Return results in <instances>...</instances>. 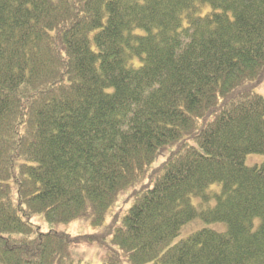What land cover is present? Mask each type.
<instances>
[{
	"label": "trees",
	"instance_id": "obj_1",
	"mask_svg": "<svg viewBox=\"0 0 264 264\" xmlns=\"http://www.w3.org/2000/svg\"><path fill=\"white\" fill-rule=\"evenodd\" d=\"M259 89L264 0H0V264H81L109 233L103 264H264ZM147 174L107 233L32 222L99 226ZM197 217L228 228L173 244Z\"/></svg>",
	"mask_w": 264,
	"mask_h": 264
},
{
	"label": "rangeland",
	"instance_id": "obj_2",
	"mask_svg": "<svg viewBox=\"0 0 264 264\" xmlns=\"http://www.w3.org/2000/svg\"><path fill=\"white\" fill-rule=\"evenodd\" d=\"M260 93L264 95V89L258 90ZM174 146H165L159 150V154L155 161L153 162L152 166L149 169V175L153 174V170L158 168L170 155V151L173 150ZM264 160L263 154L251 153L248 154L246 157V164L248 166H254L257 164H261ZM136 183H134L131 187L123 191L118 200L115 204L110 208L107 212L106 218L104 222L99 225L95 226L91 223V220L88 218H78L74 221L69 223H50L48 222L43 214L36 215L32 222L35 225H40L41 230L43 232L48 231H58V232H65L72 234L74 236L78 235H87V234H96L100 232H108L110 226L120 225L122 221L123 214L125 210H128L133 202L137 194H139L144 188H147L148 185L151 186V179L149 175ZM222 185L220 183H216L210 187L212 191H219L221 190ZM194 196V197H193ZM192 196V202L196 206H201V204L205 206H214L216 203V199L212 198L209 203H205L199 196ZM212 228L217 231H225L228 226L225 222H206L202 220L200 217L192 219L188 221L182 227L180 234L178 237L173 241V244L178 242L181 239L187 238L193 232L198 231L203 228ZM106 239V247H102L100 245H80L72 249L73 256L81 263V264H103L105 257L109 255V253L114 249H119L116 246L112 239L113 234L109 233ZM124 264H134L130 261H124ZM150 264V263H146Z\"/></svg>",
	"mask_w": 264,
	"mask_h": 264
}]
</instances>
